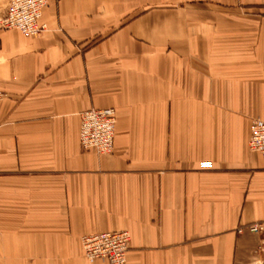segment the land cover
Returning a JSON list of instances; mask_svg holds the SVG:
<instances>
[{"label": "crops", "instance_id": "1", "mask_svg": "<svg viewBox=\"0 0 264 264\" xmlns=\"http://www.w3.org/2000/svg\"><path fill=\"white\" fill-rule=\"evenodd\" d=\"M40 22L0 29V264H108L80 239L118 231L126 264H264V0H56ZM103 108L101 156L79 132Z\"/></svg>", "mask_w": 264, "mask_h": 264}, {"label": "built area", "instance_id": "2", "mask_svg": "<svg viewBox=\"0 0 264 264\" xmlns=\"http://www.w3.org/2000/svg\"><path fill=\"white\" fill-rule=\"evenodd\" d=\"M50 1L56 0H10L5 15L0 18V29L17 30L27 37L40 36L46 30V26L40 22V16ZM2 98L3 94H0V101ZM115 119V110L112 108L82 112L79 132L82 150L93 151L101 156L112 154ZM248 148L264 159V121L253 120L251 122ZM246 230L256 233L259 226L250 225ZM80 241L87 260L102 259L108 264H126L130 242V235L127 231L85 235Z\"/></svg>", "mask_w": 264, "mask_h": 264}, {"label": "bare ground", "instance_id": "3", "mask_svg": "<svg viewBox=\"0 0 264 264\" xmlns=\"http://www.w3.org/2000/svg\"><path fill=\"white\" fill-rule=\"evenodd\" d=\"M41 16H42V13H41ZM41 16H40V20H41Z\"/></svg>", "mask_w": 264, "mask_h": 264}]
</instances>
